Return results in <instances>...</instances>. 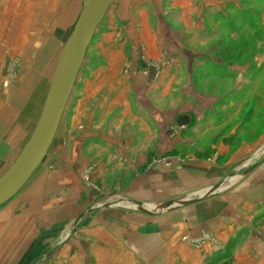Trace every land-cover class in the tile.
<instances>
[{"label": "rangeland", "instance_id": "1", "mask_svg": "<svg viewBox=\"0 0 264 264\" xmlns=\"http://www.w3.org/2000/svg\"><path fill=\"white\" fill-rule=\"evenodd\" d=\"M82 3L0 0V175L35 125ZM172 3L182 8L169 10ZM165 30L174 35L175 52L136 47L155 34L168 47ZM156 77L162 86L152 85ZM263 162L264 0H114L46 156L8 201L31 193L41 205L45 193H58L59 201L67 193L66 213L57 228L39 232L41 239L30 232L23 255L2 253L0 231V264H53L80 217L105 203L158 211L156 217L189 206L164 208L166 201L235 188L242 212L227 223V237L204 229L192 237L190 225L176 237L191 253L209 249L197 264H264V193L255 198L242 188L252 176L263 179L253 189L264 192V169L254 171Z\"/></svg>", "mask_w": 264, "mask_h": 264}, {"label": "crops", "instance_id": "2", "mask_svg": "<svg viewBox=\"0 0 264 264\" xmlns=\"http://www.w3.org/2000/svg\"><path fill=\"white\" fill-rule=\"evenodd\" d=\"M181 8V3L169 5V10L178 11ZM162 36L164 42H168V47H163L162 41H158V38H161L160 34H155L149 42H138L139 45L136 47H143L147 53L152 54L161 51L167 53L168 49V52H175L179 48L174 44L176 41L173 39L172 31L165 30ZM144 68V64L141 63L140 70ZM137 78L139 80L136 79V81L144 82L142 78ZM147 80L148 78H146V84ZM153 81L152 85L162 86L163 84L157 77ZM185 115L189 117L188 114ZM262 165L264 162L254 171L263 170ZM145 173L148 171L145 170ZM249 179L251 181L249 187H246L244 183L242 188H247L248 192L254 193L253 197L257 198L259 197L257 193L264 192L259 191L260 188L253 189V187L256 182L262 183L263 179L252 176ZM135 193L143 192L135 189ZM21 194L15 201L8 203V200L7 203L0 205L2 253L4 255L7 253L9 258L15 254L26 253L24 239L27 236L31 237L30 232H33L32 237L41 239L43 234L40 236L39 232L57 228L61 215L66 213L67 193H59L61 201H59L58 193L54 196L51 193H45L41 205L36 204L35 194ZM50 198H54L53 206L49 203ZM241 198L238 195V188H235L224 195L208 196L188 204L189 206L185 205L188 207L184 209H177L172 213H163L156 217L154 215L157 212L135 213L129 211L131 210L129 206L99 207L88 219L80 215L81 226L73 233L69 244H65L58 250L53 264H197L196 262L201 260L200 257L203 258L210 253L209 249L204 247L200 253L194 251L191 253L189 245L180 243L176 236L184 232L187 225L191 226L189 235L192 237L197 235L199 229L215 234L218 231L220 233L218 238L225 236L228 232L227 223L237 221V216H240L242 212L240 208L236 210V203L241 202ZM198 209H201L202 213L197 212ZM195 224L200 228L194 229Z\"/></svg>", "mask_w": 264, "mask_h": 264}, {"label": "water", "instance_id": "3", "mask_svg": "<svg viewBox=\"0 0 264 264\" xmlns=\"http://www.w3.org/2000/svg\"><path fill=\"white\" fill-rule=\"evenodd\" d=\"M113 1L83 0L79 16L55 62L45 99L35 125L14 161L0 175V205L17 194L46 156L79 73L87 47ZM221 183L222 181L209 190L217 189ZM211 195L212 193L207 192L195 198H185L177 202L166 201L161 205H164V208L187 205ZM109 206H113V204L105 203L97 206V208ZM140 210L145 213L158 212H151L142 208Z\"/></svg>", "mask_w": 264, "mask_h": 264}, {"label": "bare ground", "instance_id": "4", "mask_svg": "<svg viewBox=\"0 0 264 264\" xmlns=\"http://www.w3.org/2000/svg\"><path fill=\"white\" fill-rule=\"evenodd\" d=\"M40 6V5H39Z\"/></svg>", "mask_w": 264, "mask_h": 264}]
</instances>
